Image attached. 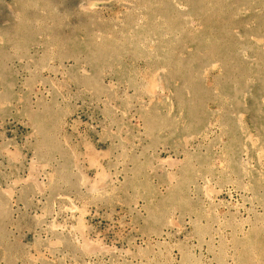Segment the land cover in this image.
<instances>
[{
    "label": "rangeland",
    "instance_id": "rangeland-1",
    "mask_svg": "<svg viewBox=\"0 0 264 264\" xmlns=\"http://www.w3.org/2000/svg\"><path fill=\"white\" fill-rule=\"evenodd\" d=\"M0 264H264V0H0Z\"/></svg>",
    "mask_w": 264,
    "mask_h": 264
}]
</instances>
